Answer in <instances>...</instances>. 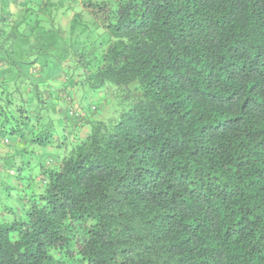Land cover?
I'll return each instance as SVG.
<instances>
[{
  "label": "trees",
  "instance_id": "1",
  "mask_svg": "<svg viewBox=\"0 0 264 264\" xmlns=\"http://www.w3.org/2000/svg\"><path fill=\"white\" fill-rule=\"evenodd\" d=\"M23 1L0 264H264V0Z\"/></svg>",
  "mask_w": 264,
  "mask_h": 264
},
{
  "label": "crops",
  "instance_id": "2",
  "mask_svg": "<svg viewBox=\"0 0 264 264\" xmlns=\"http://www.w3.org/2000/svg\"><path fill=\"white\" fill-rule=\"evenodd\" d=\"M24 5V6H22ZM28 4H26V1L23 0H6V3L4 0H0V15H6L8 20V27H11L12 25L16 24L19 26H22V15L24 8L27 7ZM4 7V8H3ZM4 10V14L1 13V11ZM73 13V11H71ZM68 12L67 16L64 18L57 17L58 24L66 25L69 22L70 17L72 16V13ZM15 36H14V42L12 43L13 51H15L16 55L15 57L18 58H24L25 55H28L29 52H32L30 45L28 44V29H26L24 26L21 27L19 30L15 29ZM0 72L9 74V68L4 66L0 63ZM14 73H12L13 75ZM50 81V80H49ZM50 83V82H49ZM54 84V83H53ZM94 97V96H93Z\"/></svg>",
  "mask_w": 264,
  "mask_h": 264
},
{
  "label": "rangeland",
  "instance_id": "3",
  "mask_svg": "<svg viewBox=\"0 0 264 264\" xmlns=\"http://www.w3.org/2000/svg\"><path fill=\"white\" fill-rule=\"evenodd\" d=\"M76 4V2L74 1V5ZM39 38L43 40H45V42L47 43V45H53L54 48L52 50L58 52V50L64 48L67 46L68 44V39H67V36H57V34L55 32L53 33H46V34H41L39 35ZM62 38V39H61ZM60 48H58V47ZM49 69H51V67H49ZM89 101H92V100H89ZM99 104L102 105L103 104V99H99L98 100ZM86 104V102H85ZM113 110V107L112 106H109V109L107 110V114L110 112H112ZM109 114V115H110ZM12 163L8 161V163H6V166H11ZM10 179V176H6V178H4V181L6 182L7 180Z\"/></svg>",
  "mask_w": 264,
  "mask_h": 264
}]
</instances>
